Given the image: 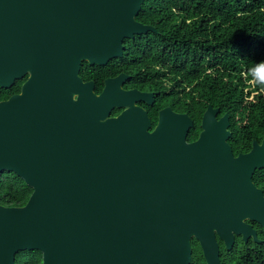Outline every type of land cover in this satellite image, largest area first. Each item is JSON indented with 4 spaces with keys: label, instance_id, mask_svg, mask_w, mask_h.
<instances>
[{
    "label": "water",
    "instance_id": "95a60500",
    "mask_svg": "<svg viewBox=\"0 0 264 264\" xmlns=\"http://www.w3.org/2000/svg\"><path fill=\"white\" fill-rule=\"evenodd\" d=\"M144 0H0V88L28 74L0 101V172L32 192L0 205V264L38 251L41 264H220L218 243L259 244L264 139L234 156L229 117L208 105L198 138L170 109L153 127L138 101L152 93L106 78L99 93L81 63L120 58L125 39L156 29L135 21ZM114 109H122L110 116Z\"/></svg>",
    "mask_w": 264,
    "mask_h": 264
},
{
    "label": "trees",
    "instance_id": "16d2710c",
    "mask_svg": "<svg viewBox=\"0 0 264 264\" xmlns=\"http://www.w3.org/2000/svg\"><path fill=\"white\" fill-rule=\"evenodd\" d=\"M135 20L154 27L157 33L125 39L120 58L82 75H91L97 88L105 76L118 72L130 75L138 89L159 92L158 108L170 105L175 97L173 88L180 87L184 98L193 101L196 108L189 115L193 126L187 141L197 138L202 113L211 105L219 110V117H229L228 145L234 156L246 154L252 142H262L264 0H144ZM162 78L165 86H172L171 92L161 87ZM19 84L17 81L9 89L0 88V101L16 93ZM117 112L114 109L111 115ZM148 116L155 126L157 110L149 111ZM251 180L264 194V169L255 170ZM31 192L21 178L0 172V205H24ZM248 224L262 242L256 244L249 239L243 244L235 237L230 251L217 242L220 264H264V228L254 222ZM191 248V264H204L196 241L191 242ZM38 255V251L19 252L15 261L40 264Z\"/></svg>",
    "mask_w": 264,
    "mask_h": 264
},
{
    "label": "flooded vegetation",
    "instance_id": "af4514ba",
    "mask_svg": "<svg viewBox=\"0 0 264 264\" xmlns=\"http://www.w3.org/2000/svg\"><path fill=\"white\" fill-rule=\"evenodd\" d=\"M136 21V20H135ZM136 22H138V21H136ZM138 23H141V22H138ZM141 24H143V23H141ZM143 25H147L146 23L145 24H143ZM150 26V25H149ZM150 33H152V32H150ZM156 33H157V31H156ZM124 41V40H123ZM122 45H123V42H122ZM123 50V49H122ZM122 56V55H121ZM110 61V60H109ZM106 65V64H105ZM104 65V66H105ZM94 67H96V66H89L87 63H81V66H80V69H79V74H78V76H79V78H81V80L84 82V83H88L89 81H91L92 83H93V86H92V90H93V92L94 93H99L100 92V90L102 89V87H103V84H104V80L106 79V78H113V77H116L117 75H119V74H124V73H121V72H118V73H116L115 75H113V76H105V77H103L102 78V84H101V86L99 87V88H97V86H96V82H95V80L91 77V75H88V76H84V75H82V73L84 72V71H88V72H90V73H92V72H94V70H93V68ZM101 67V66H100ZM96 68H99V67H96ZM113 69V68H112ZM113 71H114V69H113ZM115 72V71H114ZM127 78L124 80V82L122 83V84H120V87L122 88V89H135V90H138V91H140V92H142V93H152L153 94V97H152V99H154V102L152 103V104H149V103H146L145 101H138V102H136V104L137 105H139V107H142L146 112H147V114L149 113V111H156L157 110V112H158V116H157V123H158V120H159V113H160V111L161 110H163V109H170L174 114H179V115H187L189 118H190V114H192L193 112H195V110H196V108H195V105H193V101H191V100H188V98L186 99V97L184 98V94L183 93H181L180 92V87H178V88H173L175 91H174V94H175V97L171 100V102H170V105H166V107H164V108H158V105H157V100H158V97H159V92L158 91H156V90H143V89H138L136 86H135V84L133 83V81H132V79H131V76L130 75H127V74H124ZM27 77H28V74L26 73V74H24L23 76H22V78H20V79H16L14 82H13V84L15 83V82H20V84H19V88H18V91L16 92V93H13L12 95H15V94H18L19 93V91H20V86L22 85V83H24V81L27 79ZM155 81H157L158 82V80L156 79ZM161 84H162V86L161 87H167V86H165V84H163V83H165V79L164 78H162L161 79ZM12 84V85H13ZM11 85V86H12ZM10 86V87H11ZM9 87V88H10ZM172 86L171 85H168V87L166 88L167 89V91L168 92H171V90L170 89H172L171 88ZM8 88V89H9ZM2 89H4V88H2ZM162 90H165V89H162ZM165 95L167 94L166 92L164 93ZM11 96V95H10ZM9 96V97H10ZM8 97V98H9ZM184 101H186V103H184V108H182L181 107V102H184ZM207 109V108H206ZM205 109V110H206ZM118 110V112L116 113V114H114V115H111V113H110V116H116L122 109H117ZM113 111V110H112ZM111 111V112H112ZM205 112V111H204ZM204 112L202 113V116H201V119H200V131H199V133L201 132V120H202V117H203V114H204ZM218 115H219V113H218ZM217 115V120H219L221 117H219ZM190 120H191V118H190ZM192 121V120H191ZM157 123H156V125H157ZM155 125V126H156ZM154 125H153V127H155ZM199 133H198V136H199ZM198 136H197V138H198ZM196 138V139H197ZM195 139V140H196ZM195 140H193V141H195ZM193 141H187L188 143H191V142H193ZM219 249V248H218ZM38 254H39V252H38ZM39 257H40V254L38 255ZM16 262V261H15ZM17 264V263H16ZM40 264H41V260H40Z\"/></svg>",
    "mask_w": 264,
    "mask_h": 264
},
{
    "label": "rangeland",
    "instance_id": "374dc122",
    "mask_svg": "<svg viewBox=\"0 0 264 264\" xmlns=\"http://www.w3.org/2000/svg\"><path fill=\"white\" fill-rule=\"evenodd\" d=\"M188 23V22H187Z\"/></svg>",
    "mask_w": 264,
    "mask_h": 264
}]
</instances>
